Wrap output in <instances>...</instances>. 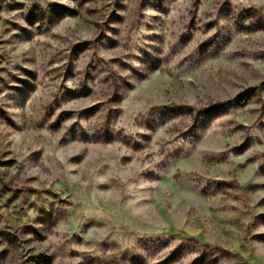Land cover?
Listing matches in <instances>:
<instances>
[{"label": "rangeland", "instance_id": "rangeland-1", "mask_svg": "<svg viewBox=\"0 0 264 264\" xmlns=\"http://www.w3.org/2000/svg\"><path fill=\"white\" fill-rule=\"evenodd\" d=\"M0 264H264V0H0Z\"/></svg>", "mask_w": 264, "mask_h": 264}]
</instances>
